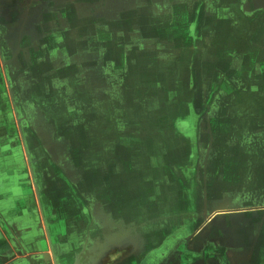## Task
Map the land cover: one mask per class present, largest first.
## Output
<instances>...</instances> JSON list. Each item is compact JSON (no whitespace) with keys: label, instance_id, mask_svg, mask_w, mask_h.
Segmentation results:
<instances>
[{"label":"rangeland","instance_id":"1","mask_svg":"<svg viewBox=\"0 0 264 264\" xmlns=\"http://www.w3.org/2000/svg\"><path fill=\"white\" fill-rule=\"evenodd\" d=\"M262 54L264 0H0L4 237L27 219L48 234L64 223L67 240L78 216L85 239L93 221L125 229L115 235L137 264L173 228L212 225L204 208L220 216L234 199L240 251H254L244 264H264V76L242 81L228 120H205L203 80L193 91L182 73L215 66L206 84L219 96L225 56L264 70ZM205 179L223 193L206 199ZM23 197L37 208L24 220L12 214ZM122 199L127 215H108Z\"/></svg>","mask_w":264,"mask_h":264},{"label":"crops","instance_id":"2","mask_svg":"<svg viewBox=\"0 0 264 264\" xmlns=\"http://www.w3.org/2000/svg\"><path fill=\"white\" fill-rule=\"evenodd\" d=\"M92 1L95 2L97 0ZM123 22L125 29H130V26L133 25L131 17H126ZM209 44H211V40ZM194 51H191L192 54L197 53ZM210 52V48H205L204 55ZM258 57L259 53H256V58ZM262 57H264V54H262ZM226 58L230 59H228V61L226 60V62L224 60V62L220 63V75L223 76L221 83H223L224 87L220 88L219 96H212L213 87L206 84V81H209L208 79H211L213 75L217 80L218 74L215 71V66L203 63L202 65H199L200 71L198 68L195 69V64H193L188 69L186 68L182 70L183 74H189L188 76H190L188 86L191 85L190 80L192 82L203 80V86L207 90L206 94L203 96L205 120L216 119L217 114H220L219 116L221 120L223 118H227L228 120V118H230L229 111L232 108L231 105L238 104L235 101L234 93L236 91H244V84H242V81H244V79H250V76H264V70H260V66H257L258 69L254 67H252V69H247V66L242 65L238 61V56L233 55L232 58L225 56V59ZM232 59L233 62H231ZM192 87V89H190V87L189 89L194 91V82ZM218 104L220 106L217 112L218 108H214L212 105L216 106ZM235 107L236 105H234L233 108ZM235 112L239 113L238 111ZM227 125L228 122L226 123V127H221L223 130L220 134L226 132L228 129ZM216 182H218V184L221 183L219 181H214L212 183L211 181H208V179H205L203 182L204 194L207 197L206 199L216 197L217 193H223L222 190L221 192L219 191V189H221L219 186H215ZM122 194L127 195V197L130 196L129 191L126 190ZM127 202L126 199H122L123 204L121 205L115 200L113 205L117 206H113V212L109 211L108 215H114L117 218L122 214L127 215L128 211L124 208V205ZM30 206L29 199L27 200L23 197L19 200L17 208L12 210V214L22 217V220H24L25 217H29V215L35 216L36 213H33V210L37 211V208ZM235 206L233 199L232 202L226 205V208L229 211L220 216H215L214 212L216 208L210 213H206L208 209L205 207V214L212 217L211 221L214 220L212 225L209 223L202 224L201 222L199 227L197 226V228H195L193 227L192 222L187 221L184 225H180L175 229L173 228L171 235L165 239L164 243L159 247L152 248L150 253L157 252L162 247H164V251H166V246L169 248V244L175 241L166 261L165 259L162 261L163 264H244L250 263L251 260L253 262V259H250L253 258L254 253L252 247L250 249L251 255L248 254L245 256V254L240 251L243 244L238 242L237 233L239 229L237 226H239V223H243V220L241 222L239 221V216L243 215L244 212L241 211H244V209ZM62 213L63 211L60 212V214ZM94 215H96V213L93 212L92 216ZM99 215L108 216L106 214V209L100 208L97 212V216ZM190 215L195 217L200 214L194 210ZM26 220L24 221L25 226L22 228H20V226H16L17 228H11V234L8 238L4 237V231L0 227V264H132V261L135 259L133 254L126 253L124 251L125 249H122L125 245L126 247L128 246L126 243L128 240H122L124 235H115L117 233L125 232V229L123 230L117 227L112 230L110 224L105 223L102 225L100 222L93 221L90 225L91 233H89L88 237L85 239L84 234L80 232V229L84 231L83 219L77 216L75 219V233L65 240L64 223H61L58 230H53L50 225L51 230L48 234V231L41 227L37 229L36 223H27ZM252 230L255 229H251L250 231ZM106 231H108V234H105ZM151 231L153 232V229H151ZM194 231H196V234L192 236ZM202 232H208V236L204 239H201L200 237L198 238L199 234ZM41 233L43 234L42 236L36 235ZM53 233L59 234L53 235ZM106 235L109 239L113 240L111 241L113 243L112 245L106 243ZM123 241L125 242V245L123 244ZM144 241L145 243L142 241L139 245L142 249H144V247L147 249V237H145ZM253 248L255 249V247ZM102 250H104L103 254H101ZM140 252H142V250L139 251V253ZM69 254L73 256L71 259L69 258ZM147 257L148 254H146L144 258L142 257L143 259H139L137 264H145L147 262Z\"/></svg>","mask_w":264,"mask_h":264},{"label":"water","instance_id":"3","mask_svg":"<svg viewBox=\"0 0 264 264\" xmlns=\"http://www.w3.org/2000/svg\"><path fill=\"white\" fill-rule=\"evenodd\" d=\"M166 251H157V252H152V255L148 256L147 257V262L145 264L148 263V260L151 261V262H155L158 260L157 264H163V260L167 259V257L169 256V254L171 253V249L168 250V246H166ZM164 261V262H165Z\"/></svg>","mask_w":264,"mask_h":264},{"label":"flooded vegetation","instance_id":"4","mask_svg":"<svg viewBox=\"0 0 264 264\" xmlns=\"http://www.w3.org/2000/svg\"><path fill=\"white\" fill-rule=\"evenodd\" d=\"M174 243H175V241L171 242V244H172V245H170V244H169V246H173V245H174Z\"/></svg>","mask_w":264,"mask_h":264}]
</instances>
